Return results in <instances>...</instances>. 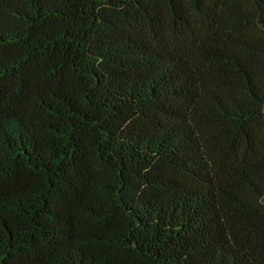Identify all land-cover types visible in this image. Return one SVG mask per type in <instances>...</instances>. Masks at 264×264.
Listing matches in <instances>:
<instances>
[{"label":"trees","instance_id":"trees-1","mask_svg":"<svg viewBox=\"0 0 264 264\" xmlns=\"http://www.w3.org/2000/svg\"><path fill=\"white\" fill-rule=\"evenodd\" d=\"M0 264H264V0H0Z\"/></svg>","mask_w":264,"mask_h":264}]
</instances>
